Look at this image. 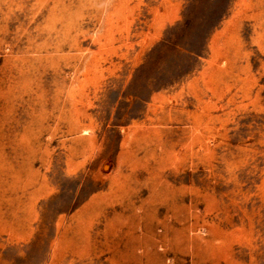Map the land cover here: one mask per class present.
Instances as JSON below:
<instances>
[{"label":"rangeland","instance_id":"1","mask_svg":"<svg viewBox=\"0 0 264 264\" xmlns=\"http://www.w3.org/2000/svg\"><path fill=\"white\" fill-rule=\"evenodd\" d=\"M106 246L264 264V0H0V264Z\"/></svg>","mask_w":264,"mask_h":264},{"label":"bare ground","instance_id":"2","mask_svg":"<svg viewBox=\"0 0 264 264\" xmlns=\"http://www.w3.org/2000/svg\"><path fill=\"white\" fill-rule=\"evenodd\" d=\"M70 243H73V239L70 241ZM70 246V245H69ZM70 248V247H69ZM72 250H70V252L75 255V256H79L81 259H86L89 256L93 255L96 253V250L94 248H92L90 245H83V246H78L76 244L73 243V246L71 248ZM57 252V251H56ZM60 252V251H59ZM69 252V251H68ZM69 252V253H70ZM99 253H106L109 254V258L110 261L114 262L115 261V254H114V250L111 247H107L103 250H101V252L99 251ZM119 260H117V262H114V264H118Z\"/></svg>","mask_w":264,"mask_h":264}]
</instances>
